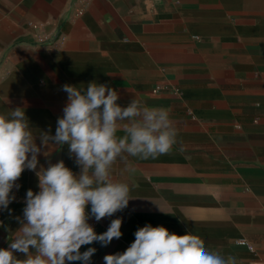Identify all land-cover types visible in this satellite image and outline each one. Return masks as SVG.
<instances>
[{
	"label": "crops",
	"instance_id": "crops-1",
	"mask_svg": "<svg viewBox=\"0 0 264 264\" xmlns=\"http://www.w3.org/2000/svg\"><path fill=\"white\" fill-rule=\"evenodd\" d=\"M90 82L115 89L121 107L136 99L168 109L185 147L117 160L113 177L134 185L135 199L88 221L102 234L122 219L120 239L81 247L96 248L90 264L124 252L147 224L264 264V0H0V114L24 109L39 146L63 115L62 86ZM43 151L37 171L63 160L80 173L67 145ZM17 184L0 209V248L21 226L27 191H39L31 170Z\"/></svg>",
	"mask_w": 264,
	"mask_h": 264
},
{
	"label": "clouds",
	"instance_id": "clouds-1",
	"mask_svg": "<svg viewBox=\"0 0 264 264\" xmlns=\"http://www.w3.org/2000/svg\"><path fill=\"white\" fill-rule=\"evenodd\" d=\"M62 90L67 103L57 119L55 135H50V129L41 132L39 146L24 109L0 114V209H8L15 200L13 189L19 188L17 181L25 169L35 172L39 188L35 193L27 191L23 218H17L21 226L8 248H0V264H90L96 248L81 252V247L94 242L107 246L120 239L122 219L111 220L102 234L88 221L112 217L135 199L131 196L135 186L113 177L117 160L126 162L129 156L155 159L178 143L179 151H185L164 107L145 106L136 99L121 107L118 92L96 82L83 91L69 84ZM118 130L124 135L118 137ZM49 145L57 149L67 145L80 173L75 174L63 160L46 168L41 165L37 171L38 156L48 157L43 149ZM126 171L135 169L126 167ZM134 235L124 252L105 255L104 264H238L235 256L209 249L190 232L177 235L147 224ZM15 252L25 254L26 259H18Z\"/></svg>",
	"mask_w": 264,
	"mask_h": 264
}]
</instances>
